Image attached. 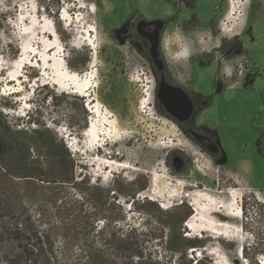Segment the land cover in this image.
<instances>
[{
  "label": "rangeland",
  "instance_id": "1",
  "mask_svg": "<svg viewBox=\"0 0 264 264\" xmlns=\"http://www.w3.org/2000/svg\"><path fill=\"white\" fill-rule=\"evenodd\" d=\"M58 61L89 98L60 86ZM85 112L114 132L100 148L83 145ZM0 114V142L25 145L41 179L61 172L37 139L46 128L85 198L103 190L123 230L163 234L144 240L147 258L175 264L166 222L183 204L179 231L203 242L186 260L264 264V0H0Z\"/></svg>",
  "mask_w": 264,
  "mask_h": 264
},
{
  "label": "trees",
  "instance_id": "2",
  "mask_svg": "<svg viewBox=\"0 0 264 264\" xmlns=\"http://www.w3.org/2000/svg\"><path fill=\"white\" fill-rule=\"evenodd\" d=\"M88 62L86 55L78 66L80 70ZM159 113L170 119L160 109ZM87 116L85 112L83 131L88 126ZM28 120L33 121L31 116ZM1 127L10 132L0 114ZM36 134L49 163L61 174L55 172L53 177L41 179V170H33L28 162L25 145L17 152L11 144L0 142V264H160L145 256L144 240H163L164 235L123 230L124 219L103 190L85 198V176L79 182H69L62 176V167L71 163L63 142L46 128ZM170 157H177L188 167L183 154L173 153ZM184 207L181 204L175 213L168 214L166 222L165 250L175 264H192L186 260L187 250L203 247V242L188 239L179 231L191 215ZM194 262L211 264L207 258Z\"/></svg>",
  "mask_w": 264,
  "mask_h": 264
},
{
  "label": "bare ground",
  "instance_id": "3",
  "mask_svg": "<svg viewBox=\"0 0 264 264\" xmlns=\"http://www.w3.org/2000/svg\"><path fill=\"white\" fill-rule=\"evenodd\" d=\"M45 33H48L49 36H52L54 34L51 31H45ZM48 52L49 51H47L46 53H48ZM49 58L44 53V59H43L44 65H47V64H49L52 61V59H49ZM25 60H26V58H23V54H19L18 59H16V62H18V65H21V63L22 64H27L25 62ZM37 63H38V61H37ZM58 64L60 66L61 72H65V75L62 77V80H60L61 82L59 81L60 84L62 83V85H60V86H62V88H65V89H71L70 92L72 94H76V95H79V96H82V97H88L89 96L88 92L93 87V85L89 83L90 81H86L85 83L81 84V80H79L75 75H72V73L66 72L64 70L65 69L64 68V63L62 61H58ZM89 66H90V68H93V63H90ZM41 68L42 67H40V69ZM43 68L46 71L47 67H43ZM86 74H88V73H86ZM88 77H90V75ZM17 79L19 80L20 76H18ZM11 81H13V80H11ZM96 113H98V108H96L95 111H92V114L96 115ZM94 117H96V116H94ZM93 121L91 120L89 122L87 128L83 132V136H84L83 145L85 147H87V148H94V147L100 148V147L105 145V143L108 141V139L110 137H112L110 135H113L114 132H113V130H108L106 128H104L103 130L102 129L98 130V128L95 129V127H97V125ZM93 130H95V132L92 135V131ZM90 137H92V138H90ZM123 168H126V167L124 166ZM148 193L152 194V191L148 190ZM193 206L196 207V205H193ZM200 209L197 208V207L194 209V214L190 217L189 223L185 224V226L187 228L189 226L193 230V226H194L193 225V220H195V217L197 216V214L195 212L199 211ZM202 209H203V212H205V208H202ZM225 215H229V214H225Z\"/></svg>",
  "mask_w": 264,
  "mask_h": 264
},
{
  "label": "flooded vegetation",
  "instance_id": "4",
  "mask_svg": "<svg viewBox=\"0 0 264 264\" xmlns=\"http://www.w3.org/2000/svg\"><path fill=\"white\" fill-rule=\"evenodd\" d=\"M223 45V43L221 44V46ZM220 46V47H221ZM219 52H222V49H220L219 50ZM159 56H160V58H161V61L163 62V64H164V70L167 72V70H168V66H166V62L163 60V58H162V56H161V53H160V49H159ZM167 77H166V81L168 82H170V74H169V71L167 72ZM157 79H158V81H160V78H159V76L157 75ZM160 110H161V108H160ZM162 111V110H161ZM187 135H189L188 133H187V131L185 130L184 131ZM201 149H203L202 148V146H200V145H198ZM220 155H221V153L219 152V153H217V155H212L213 157H220ZM172 158V157H171ZM182 163V168H183V170H185V168H186V166H185V164L183 163V162H181Z\"/></svg>",
  "mask_w": 264,
  "mask_h": 264
},
{
  "label": "water",
  "instance_id": "5",
  "mask_svg": "<svg viewBox=\"0 0 264 264\" xmlns=\"http://www.w3.org/2000/svg\"><path fill=\"white\" fill-rule=\"evenodd\" d=\"M177 158V157H176ZM179 161H180V159H179ZM181 162V161H180Z\"/></svg>",
  "mask_w": 264,
  "mask_h": 264
}]
</instances>
